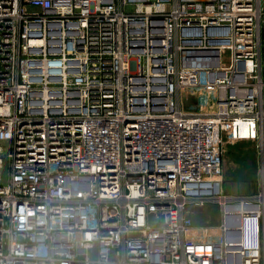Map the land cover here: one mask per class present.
I'll use <instances>...</instances> for the list:
<instances>
[{
    "label": "built area",
    "instance_id": "2783aa9c",
    "mask_svg": "<svg viewBox=\"0 0 264 264\" xmlns=\"http://www.w3.org/2000/svg\"><path fill=\"white\" fill-rule=\"evenodd\" d=\"M263 26L264 0H0V264H264V176L223 179L225 137L264 157Z\"/></svg>",
    "mask_w": 264,
    "mask_h": 264
},
{
    "label": "rangeland",
    "instance_id": "374dc122",
    "mask_svg": "<svg viewBox=\"0 0 264 264\" xmlns=\"http://www.w3.org/2000/svg\"><path fill=\"white\" fill-rule=\"evenodd\" d=\"M194 101L188 99L184 107L190 108ZM223 179L225 191L234 195H250L259 192L263 183L264 157L260 139H236L225 137L223 144ZM220 210L216 205L195 207L196 226L216 227L220 219ZM210 230V229H209ZM214 232V229H213ZM194 238L206 239V234L196 232Z\"/></svg>",
    "mask_w": 264,
    "mask_h": 264
},
{
    "label": "crops",
    "instance_id": "0c3cea01",
    "mask_svg": "<svg viewBox=\"0 0 264 264\" xmlns=\"http://www.w3.org/2000/svg\"><path fill=\"white\" fill-rule=\"evenodd\" d=\"M262 49H263V56H264V26H263V48Z\"/></svg>",
    "mask_w": 264,
    "mask_h": 264
},
{
    "label": "bare ground",
    "instance_id": "6f19581e",
    "mask_svg": "<svg viewBox=\"0 0 264 264\" xmlns=\"http://www.w3.org/2000/svg\"><path fill=\"white\" fill-rule=\"evenodd\" d=\"M231 222H235V220L232 218ZM236 223H237V220H236ZM236 223H235V224H236Z\"/></svg>",
    "mask_w": 264,
    "mask_h": 264
},
{
    "label": "water",
    "instance_id": "95a60500",
    "mask_svg": "<svg viewBox=\"0 0 264 264\" xmlns=\"http://www.w3.org/2000/svg\"><path fill=\"white\" fill-rule=\"evenodd\" d=\"M237 236H238V234L236 235L235 239L238 238Z\"/></svg>",
    "mask_w": 264,
    "mask_h": 264
}]
</instances>
